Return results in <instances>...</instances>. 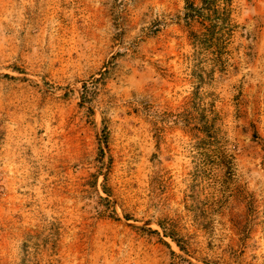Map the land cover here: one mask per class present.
<instances>
[{
  "label": "rangeland",
  "instance_id": "374dc122",
  "mask_svg": "<svg viewBox=\"0 0 264 264\" xmlns=\"http://www.w3.org/2000/svg\"><path fill=\"white\" fill-rule=\"evenodd\" d=\"M0 264H264V0H0Z\"/></svg>",
  "mask_w": 264,
  "mask_h": 264
},
{
  "label": "trees",
  "instance_id": "16d2710c",
  "mask_svg": "<svg viewBox=\"0 0 264 264\" xmlns=\"http://www.w3.org/2000/svg\"><path fill=\"white\" fill-rule=\"evenodd\" d=\"M204 2V1H203ZM205 6H207V10H212L211 12H216L215 11V9H214V7H212L211 5H210V3H205ZM193 9H191V14L192 15H190V17H192V18H194V12H197V13H201V11H199V10H197V9H195L194 7H192ZM203 14V13H202Z\"/></svg>",
  "mask_w": 264,
  "mask_h": 264
}]
</instances>
